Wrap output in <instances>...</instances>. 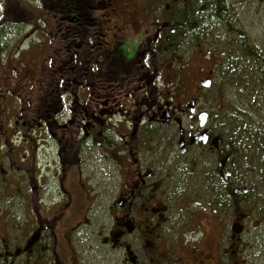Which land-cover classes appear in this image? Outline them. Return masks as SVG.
Here are the masks:
<instances>
[{"label":"flooded vegetation","instance_id":"obj_1","mask_svg":"<svg viewBox=\"0 0 264 264\" xmlns=\"http://www.w3.org/2000/svg\"><path fill=\"white\" fill-rule=\"evenodd\" d=\"M250 2L263 20L264 0H51L66 49L25 126L58 200L23 151L33 219L0 264H264V166H237L245 129L217 98L248 68ZM60 213L73 228L49 235Z\"/></svg>","mask_w":264,"mask_h":264},{"label":"rangeland","instance_id":"obj_2","mask_svg":"<svg viewBox=\"0 0 264 264\" xmlns=\"http://www.w3.org/2000/svg\"><path fill=\"white\" fill-rule=\"evenodd\" d=\"M38 4L40 0H0L3 9L16 7L24 13L22 17L29 12V18H33L32 23L25 21L14 24L8 21L5 29H2L0 38V134L8 130L7 126L9 127L7 137L0 135V244L5 228H7L6 234L15 243V239L22 234L20 230L26 228L28 222L33 219L30 208L31 198L25 197L24 200L20 193L21 172L25 166V163L22 164L23 151H30L26 163H31L33 168L36 167L38 175L41 169L42 177L38 180L40 191L45 193L46 200L52 197L58 200L59 190L51 172L53 168L50 170L47 168L48 162L51 161L49 142L43 135H39V131L27 135L30 129L29 126H25V120L32 113L29 110L32 108V103L38 102L43 94L41 86L49 85L47 84L49 77L46 78L49 74L47 73L50 67L49 57H52V53L58 55L62 48H66L61 39L60 13L50 8L39 7ZM253 5L250 2L246 5L247 8L241 9V17L252 22L249 32L254 42L251 41L246 51L241 54L242 57L235 58L237 63L247 65L245 76H235L233 88L218 93L217 98L221 109L219 112L232 116L235 127L242 130L243 126L245 130L262 131L261 138H264V75H261V72L256 74L257 68L260 67L254 64L257 63V54L263 55L262 59L264 58V18L261 20L257 13H253L255 10ZM39 19L41 22H36ZM53 35L56 38L51 41ZM245 53H248L249 57H246ZM40 71L47 81L44 84L40 83ZM16 96H21V103ZM243 134H245L243 140H239L237 144L240 152L237 166L261 163L264 165V153H257L258 150L255 148L258 139L254 138L253 133L251 136L248 132ZM2 167L5 168L4 171ZM72 195L70 194L67 204L74 201ZM22 201L24 204L27 203L25 211ZM24 217H27L26 220ZM57 220L54 221L53 226L50 219L43 221L42 226L48 228L49 235L52 232L56 233V229L62 234L63 231L73 228V221L68 223L63 220L61 213ZM90 224L87 222L78 230L85 233Z\"/></svg>","mask_w":264,"mask_h":264},{"label":"trees","instance_id":"obj_3","mask_svg":"<svg viewBox=\"0 0 264 264\" xmlns=\"http://www.w3.org/2000/svg\"><path fill=\"white\" fill-rule=\"evenodd\" d=\"M28 13L29 12H26V16L27 17L26 16L22 17L21 15L24 14V13L22 11L20 12L19 8H16V7L14 8L13 7L11 9H7L6 10V9H3L1 7L0 8V38H1L2 29L3 28L5 29V26L8 24V21H12L14 24H20V23L25 22V21H27L28 23H32L33 18L30 19ZM10 18H11V20H10ZM59 26H60V29L63 28V21H60ZM245 55H246V57H249L248 54H245ZM251 55H253V54H251ZM262 56L263 55H261V54H257V63H254V64H256V65H258L260 67V69L257 68V73L256 74H258V72H261V75H264V58L262 59ZM253 69H254V67H253ZM241 74L243 75V72ZM48 77H49V79H47V81H49V82H47V84H49L51 86L52 83L50 81H51V77L52 76H51L50 73L47 74L46 78H48ZM6 129H8V130L1 132L0 135L3 134V135H5V137H7V135H8L7 131H9V127L7 126ZM245 131L248 132L249 136H251L252 135L251 133H253L254 138L258 139V143L255 145V148L258 150L257 153H259V152L264 153V138H261V135L263 134L262 131H256V130H251V129L245 130ZM245 131H244V133H246ZM259 162H260V160H259Z\"/></svg>","mask_w":264,"mask_h":264}]
</instances>
